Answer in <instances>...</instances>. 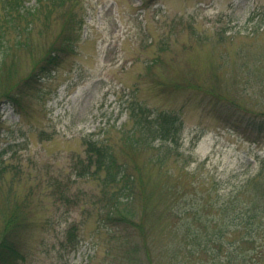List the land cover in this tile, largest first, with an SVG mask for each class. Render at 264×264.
Here are the masks:
<instances>
[{"label":"rangeland","instance_id":"rangeland-1","mask_svg":"<svg viewBox=\"0 0 264 264\" xmlns=\"http://www.w3.org/2000/svg\"><path fill=\"white\" fill-rule=\"evenodd\" d=\"M38 9L20 22L24 42L9 27L0 43L8 49L3 57L0 48V227L10 211L21 219L9 235L16 264H166L184 230L175 234L160 210L200 179L251 170L250 158L264 153L226 123L228 105L215 103L221 94L264 109V0H49ZM70 19L80 28L72 50L24 88ZM138 107L180 116L179 154L162 165L151 161L156 145L127 141L139 133ZM83 137L106 140L132 171L139 164L146 199L132 208L147 210L145 237L109 232L100 181L77 173L87 162Z\"/></svg>","mask_w":264,"mask_h":264},{"label":"trees","instance_id":"trees-1","mask_svg":"<svg viewBox=\"0 0 264 264\" xmlns=\"http://www.w3.org/2000/svg\"><path fill=\"white\" fill-rule=\"evenodd\" d=\"M34 1L33 6H27L26 0H0V43L9 27L18 32L15 44L24 42V39L20 40V36L26 27L19 26L20 22L38 12L42 2L49 0ZM65 21L56 44L48 48L36 62L32 72L22 81L24 88L33 87V81L47 76L63 55L72 50L80 28L74 27L71 19ZM29 26H32L31 21ZM0 48L3 57L8 56L7 46L0 44ZM11 63L13 66L14 60L5 63V66ZM219 96L221 98L215 103L223 102L231 109V113L226 114V123L253 144L264 145V109H247L230 97L217 94ZM131 110V113H138L141 117L137 120L139 133L136 127V133L131 129L127 135L131 146L138 148L156 145L153 147L156 152L151 157L156 165H162L172 154H179L177 148L181 119L178 113L158 111L149 117V114L143 115L142 108ZM82 143L87 162L82 165L81 171L79 167V172H76L79 175H91L100 181L106 195L103 220L110 227L109 232H118L122 238L131 237L134 233L145 237L147 210L143 206L139 211L132 208L137 198L140 197L144 205L146 199L145 181L138 173L139 164L134 162V171L129 169L128 162L120 161L111 144L104 139L83 137ZM254 156L248 162L251 170H232L229 174L222 172L200 179L202 184L198 189L193 186V191L179 193L165 209L160 210L173 219L175 234L181 228L184 230L183 242L168 247L166 264H186L191 258H202L203 255L206 257V264H262L264 153L259 152ZM11 212L5 214L0 227V264H16L22 258L9 236L15 227L20 226L21 219ZM74 228L75 224H71L67 229L68 241L77 239ZM133 248L136 249L137 246L134 244ZM183 250L186 255L182 253Z\"/></svg>","mask_w":264,"mask_h":264}]
</instances>
